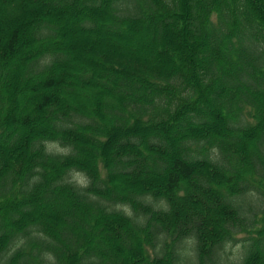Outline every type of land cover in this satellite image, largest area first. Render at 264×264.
<instances>
[{"label": "trees", "instance_id": "obj_1", "mask_svg": "<svg viewBox=\"0 0 264 264\" xmlns=\"http://www.w3.org/2000/svg\"><path fill=\"white\" fill-rule=\"evenodd\" d=\"M0 264H264V0H0Z\"/></svg>", "mask_w": 264, "mask_h": 264}, {"label": "rangeland", "instance_id": "obj_2", "mask_svg": "<svg viewBox=\"0 0 264 264\" xmlns=\"http://www.w3.org/2000/svg\"><path fill=\"white\" fill-rule=\"evenodd\" d=\"M5 14L8 16V18H11L15 15V11L13 7H9L7 4H5L4 7ZM72 25H68L67 29L70 33L73 34V37L76 35L78 36L79 33L74 31L72 29ZM151 32V30H148ZM76 36V37H77ZM145 32L144 31H136L134 30L131 33L126 34L125 36H118V35H110L105 37L104 42L101 44H98L99 46H106V47H115L119 51L125 53V54H131L134 55L136 51H139L142 47H146V40L144 38ZM88 39H94L93 34L86 35ZM39 126V125H38ZM41 126V124H40Z\"/></svg>", "mask_w": 264, "mask_h": 264}, {"label": "clouds", "instance_id": "obj_3", "mask_svg": "<svg viewBox=\"0 0 264 264\" xmlns=\"http://www.w3.org/2000/svg\"><path fill=\"white\" fill-rule=\"evenodd\" d=\"M239 248H240V246H239V245H237V250H239Z\"/></svg>", "mask_w": 264, "mask_h": 264}]
</instances>
